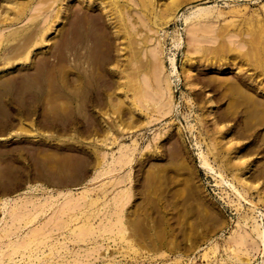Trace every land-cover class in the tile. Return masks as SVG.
I'll use <instances>...</instances> for the list:
<instances>
[{
	"label": "rangeland",
	"instance_id": "1",
	"mask_svg": "<svg viewBox=\"0 0 264 264\" xmlns=\"http://www.w3.org/2000/svg\"><path fill=\"white\" fill-rule=\"evenodd\" d=\"M112 8L0 0V264H264V0Z\"/></svg>",
	"mask_w": 264,
	"mask_h": 264
},
{
	"label": "bare ground",
	"instance_id": "2",
	"mask_svg": "<svg viewBox=\"0 0 264 264\" xmlns=\"http://www.w3.org/2000/svg\"><path fill=\"white\" fill-rule=\"evenodd\" d=\"M6 1V0H5ZM84 1H89V4L91 5V6H94V4H95V0H93V1H91V0H84ZM106 1H108V2H110V4L114 7V8H112V9H114V10H118V11H121V9L122 10H125L126 9V11H127V13H129V12H131V10H130V7H131V5H134V4H136V1L137 0H106ZM142 2H143V0H141ZM138 2H139V0H138ZM146 2V1H145ZM100 5H103V3L101 2V3H99ZM142 5H143V3H142ZM118 8H120V10L118 9ZM146 8V7H145ZM138 10V9H137ZM143 10V9H142ZM112 11V10H111ZM111 11L109 12L111 15L112 14H114V13H111ZM146 11V10H145ZM121 12H123V11H121ZM120 13V12H119ZM210 14V9H203V8H200V9H198L197 10V12L196 13H194V17H193V19H202V18H205V17H207L208 15L207 14ZM123 14V13H122ZM143 14V13H142ZM145 15H146V13H144ZM137 15V14H136ZM191 18V17H190ZM189 19V18H188ZM192 19V18H191ZM123 20V19H122ZM124 21V20H123ZM144 22V21H143ZM124 26V25H123ZM201 44V43H200ZM197 46V45H196ZM198 46H199V44H198ZM197 49V48H196ZM199 49V48H198ZM201 49H202V47H201ZM204 50V49H203ZM197 52V51H196ZM198 53V52H197ZM173 61V60H172ZM212 69H216L217 68V66L216 65H214V64H212ZM219 67V66H218ZM220 68V67H219ZM158 73V72H157ZM161 81V80H160ZM159 82V81H158ZM157 82V83H158ZM143 83H146L145 81L143 82ZM156 83V84H157ZM145 85V84H144ZM147 85V84H146ZM158 85V84H157ZM144 87V86H143ZM158 87V86H157ZM167 89H168V83H167ZM150 89V88H149ZM163 89V88H162ZM160 91V90H159ZM146 92V91H145ZM161 93H163L162 91H161ZM144 95V94H143ZM162 95V94H161ZM151 96V95H150ZM143 97H145V96H143ZM142 97V98H143ZM148 97H149V93H148ZM162 98H164V95H163V97ZM150 99H152V98H148V100H150ZM157 99V98H156ZM156 99H155V101H156ZM160 100V99H159ZM161 101H159V103H160ZM169 102L170 101H168V103H167V105L169 104ZM162 103V102H161ZM163 106V105H162ZM123 159V158H122ZM122 159H120L121 161H122ZM205 161V160H204ZM205 165H208V163H206L205 162ZM14 214H16V211L14 212ZM15 216H17V218H20L21 216H20V214H16ZM20 216V217H19ZM25 217V216H24ZM23 218V217H22ZM21 219V218H20ZM83 225V224H82ZM81 225V226H82ZM80 226V225H79ZM78 226V227H79ZM77 227V228H78ZM86 228V227H85ZM89 229V228H88ZM88 229H87V231H88ZM91 229H89V231H90ZM7 231H9V229L7 230ZM80 231H83V232H81V233H84V232H86L85 230H83L82 228L80 229ZM254 232H255V234L257 235V237H259V238H261V239H263L264 238V234H263V232L261 231V229H260V227H259V225H257V226H255V228H254ZM85 234V236L88 234L87 232L86 233H84ZM89 234H91V233H89ZM88 234V235H89ZM35 235H36V233H34L32 236L33 237H35ZM78 236V235H77ZM32 239L33 238H31L30 239V241L32 242ZM86 239V238H85ZM30 244V242L29 241H25V242H18V243H15L13 246H11V253H17L20 249H24V250H27L28 248H29V245ZM253 244V243H252Z\"/></svg>",
	"mask_w": 264,
	"mask_h": 264
}]
</instances>
